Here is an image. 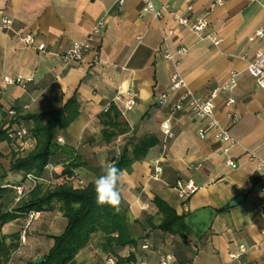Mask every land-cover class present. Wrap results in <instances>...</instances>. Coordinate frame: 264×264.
Instances as JSON below:
<instances>
[{
    "label": "crops",
    "instance_id": "crops-1",
    "mask_svg": "<svg viewBox=\"0 0 264 264\" xmlns=\"http://www.w3.org/2000/svg\"><path fill=\"white\" fill-rule=\"evenodd\" d=\"M152 2L156 9H165L158 20L142 15L140 0H128L122 6L114 0H0V105L5 112L39 115L58 111L75 97L79 116L58 137L57 171L73 161L80 165L75 173L86 182L109 165L128 137L157 138L158 144L120 182L128 219H137L143 228L139 230L143 238L132 250L138 260L159 264L158 256L174 247L171 243L176 239L150 231V222L158 223L151 203L159 199L197 236L188 239L189 264H264V170H257L264 161V87L245 72L255 53H264V37L249 42L258 30L264 31V0ZM187 6L192 7L190 13L185 11ZM173 14H186L190 21L206 17L205 33L220 42L212 45L179 27ZM3 20L12 22L9 30L1 28ZM100 21L105 28L93 36L92 49L80 63L64 66L60 56L84 42ZM168 31H173L166 41L168 50L187 51L179 57L177 70L196 96H207L232 73L238 74L233 92L214 100V118L238 143L226 156L214 131H205L207 121L193 118L186 109L173 111L176 94H169L165 105L157 104L158 97L168 92L174 68L160 55ZM26 35L33 36L35 45L43 44L45 52L27 47L21 40ZM4 77L31 81L11 86L4 84ZM126 92L136 96L131 110L123 107L130 99ZM229 98L235 103L227 108ZM108 104L117 109L119 121L129 131L109 144L102 135L103 107ZM229 114L238 121L231 123ZM166 120L170 137L161 133ZM228 160L234 161L232 167L226 165ZM197 163L202 167L189 168ZM177 181L191 182L198 190L180 199L174 190ZM239 196L242 201L230 207ZM57 207L40 213L31 223L9 264H25L48 252L53 242L46 236L61 235L66 226ZM19 222L11 223L13 232L5 229L9 224L3 226L2 234L18 232ZM143 244L149 249L142 250ZM241 246L245 253L232 260ZM92 249L91 245L83 248L74 264L93 256Z\"/></svg>",
    "mask_w": 264,
    "mask_h": 264
},
{
    "label": "trees",
    "instance_id": "trees-1",
    "mask_svg": "<svg viewBox=\"0 0 264 264\" xmlns=\"http://www.w3.org/2000/svg\"><path fill=\"white\" fill-rule=\"evenodd\" d=\"M79 104L75 97L70 98L58 111H49L39 115H20L13 109L6 112L0 105V143L11 142L8 134L17 130L21 125L28 131V138L34 141L33 149L18 157L10 167L13 180L0 184V200L7 193H13V198L4 211L0 203V264H9L11 255L20 246L21 230L29 213H43L52 211L54 205H58V211L66 221V226L61 235L56 237L46 236L52 240L53 245L47 253L42 255L43 261L38 264H74L75 256L86 248L92 246V253L100 256L98 264L105 259H112L115 264H145L138 260L134 252L142 236L139 230H143L136 219L130 221L128 207L122 201L120 211L116 212L111 207L98 205L94 191L95 179L103 174V170L94 172L92 180L86 182L81 179L75 169L79 168L75 162L60 166L57 171L59 154V138L68 126L79 116ZM12 112V114H10ZM120 113L113 106L103 116L104 129L102 130L103 142L109 144L113 139L128 133L127 127L122 124ZM17 143V141H16ZM158 144L154 135L128 137L119 148V153L112 158L110 164L128 172L136 162L145 159L147 152ZM18 146L21 145L18 143ZM52 166L50 175L45 167ZM32 174L47 182H37L34 187L25 181V175ZM12 179V178H11ZM80 183V184H79ZM22 186L23 196L18 198L15 191L5 186ZM12 190V191H11ZM154 208L157 211L158 223L150 222V231H157L163 235L176 239L170 253L174 264H189L190 258L185 256L191 252L187 248L188 239L197 237L185 225L182 217H178L174 210L159 199H154ZM23 221L19 231L8 235H1V228L13 222ZM138 226V228H137ZM142 232V231H141ZM146 249H149V246ZM145 250V249H142ZM190 257V256H189ZM39 259V258H38ZM35 260L25 264H35ZM160 264V263H159Z\"/></svg>",
    "mask_w": 264,
    "mask_h": 264
},
{
    "label": "built area",
    "instance_id": "built-area-1",
    "mask_svg": "<svg viewBox=\"0 0 264 264\" xmlns=\"http://www.w3.org/2000/svg\"><path fill=\"white\" fill-rule=\"evenodd\" d=\"M115 4L118 6H122L128 0H114ZM142 3V15L151 16L155 20L160 19L162 17V12L165 9H156L152 0H140ZM192 10L191 6H187L185 11L186 13H190ZM173 18L176 21L179 27H183L188 29L195 34L200 39H207L209 40L212 45H217L220 40L217 39L213 34H206L205 30L207 28V19L206 17H199L193 21L188 20L189 18L186 14L177 15L173 14ZM12 25L10 20H3L2 21V29L9 30ZM105 28V24L103 21L98 22L91 35L86 38V40L82 43L75 44L69 49L66 53L60 56L61 63L64 66L74 65L80 63L84 56L92 49L91 42L93 36H99ZM173 34V31H168L163 35V45L160 50L161 58L164 60L170 61L174 68L173 71L170 73L169 76V85H168V92L161 94L157 99L158 105H165L168 102L169 94L174 93L177 95V98L173 104V111L179 112L186 109L193 118L197 120L207 121V128L205 131H214L215 138L223 145L222 154L227 155L231 149L238 146V143L232 136H230L229 131L226 130L215 118H214V100L220 94L229 95L233 92L235 87L237 86V77L238 74L232 73L228 80L219 87H216L215 90H212L207 96L199 97L193 94L191 91L187 90L188 87L184 81V79L180 76L177 67L179 65V57H182L186 54V50L183 48L178 49L175 52H170L167 48L166 41L167 38ZM264 37V31L258 30L254 36L249 40V42H253L255 38H262ZM22 42L29 48L45 52V46L43 44L35 45L34 38L31 35H26L22 37ZM254 60L245 68V72L248 73L256 82L259 87H264V53L257 51L254 55ZM31 79L23 80L21 77H16L14 79H10L9 77H4L3 82L6 85H24L27 82H30ZM130 99L124 103L125 110H131L134 105L135 101L134 98L136 97L134 94L126 92ZM235 102L232 98H229L226 101L225 106L230 108ZM110 107V104L103 107V111L107 112ZM12 114V112H10ZM231 123H236L238 121V117L234 116L233 114L228 115ZM205 131L199 132V137H202ZM161 133L166 136L170 137V126L169 121L166 120L161 124ZM9 140L17 141L23 150L32 149L34 147V141L28 138V131L25 127L21 126L17 128L14 132L8 134ZM60 141V140H58ZM251 158L253 157L249 154ZM228 167H232L234 165L233 160H228L226 162ZM202 167L201 163H197L196 165H191L189 168L192 169H199ZM45 170L49 172L51 175L53 172L52 166L45 167ZM258 171L264 170V161H261L259 167L257 168ZM157 172V170H156ZM25 181L30 183L32 187L36 185L37 182H47L44 181L42 178H37L32 174L25 175ZM80 184V183H79ZM8 189H12L16 192L18 198L15 199V203L19 201V199L23 196V187L22 186H13L7 185L5 186ZM174 190L177 192V195L180 199L185 197H189L197 192L198 188L191 183H183L181 181H177L174 185ZM39 213H29L26 217L25 224L23 230L21 232V243L25 242V233L29 229L31 223L39 217ZM147 246H143L142 249H146ZM246 249L244 247H239L238 252L235 255H231L232 260H236L241 255L245 253ZM102 264H115L112 259H105L102 261ZM160 264H174L173 259L170 255H161L159 257Z\"/></svg>",
    "mask_w": 264,
    "mask_h": 264
},
{
    "label": "clouds",
    "instance_id": "clouds-1",
    "mask_svg": "<svg viewBox=\"0 0 264 264\" xmlns=\"http://www.w3.org/2000/svg\"><path fill=\"white\" fill-rule=\"evenodd\" d=\"M125 174V170L115 164H110L103 170V174L95 179L94 191L98 205H107L116 212L121 210L122 192L120 182Z\"/></svg>",
    "mask_w": 264,
    "mask_h": 264
},
{
    "label": "rangeland",
    "instance_id": "rangeland-1",
    "mask_svg": "<svg viewBox=\"0 0 264 264\" xmlns=\"http://www.w3.org/2000/svg\"><path fill=\"white\" fill-rule=\"evenodd\" d=\"M33 149V148H32ZM29 149L23 150L21 147L18 146V142L11 140V142H3L0 143V184L4 183L5 181H15V179H11V171L10 167L14 163V161L24 154V151H28ZM11 177V178H10ZM10 190V189H9ZM12 191V190H11ZM13 193H7V195L3 196L2 200H0V203H2V206L6 209L8 204L13 198ZM24 224L23 221L20 223V225ZM15 226L13 224H9L8 227L6 226V230H10L13 232ZM2 229V228H1ZM31 228H29L25 233V239L26 236H28ZM22 231V230H21ZM16 232V231H15ZM1 231V235H2ZM21 243V240H20ZM22 242L21 244H23ZM100 256L97 254H94L93 256H88L85 258V260L82 262V264H98L100 261ZM19 264V263H18ZM21 264V262H20Z\"/></svg>",
    "mask_w": 264,
    "mask_h": 264
},
{
    "label": "water",
    "instance_id": "water-1",
    "mask_svg": "<svg viewBox=\"0 0 264 264\" xmlns=\"http://www.w3.org/2000/svg\"><path fill=\"white\" fill-rule=\"evenodd\" d=\"M240 201H242V197H236L235 199H234V202H232L231 204H230V207H233L234 205H236V204H238ZM43 261V259L42 258H39V259H37L34 263L35 264H38V263H41Z\"/></svg>",
    "mask_w": 264,
    "mask_h": 264
}]
</instances>
